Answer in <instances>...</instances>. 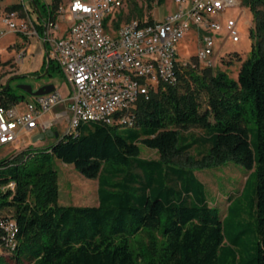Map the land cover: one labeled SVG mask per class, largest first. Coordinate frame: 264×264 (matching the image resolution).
Wrapping results in <instances>:
<instances>
[{"label":"trees","instance_id":"1","mask_svg":"<svg viewBox=\"0 0 264 264\" xmlns=\"http://www.w3.org/2000/svg\"><path fill=\"white\" fill-rule=\"evenodd\" d=\"M34 2L38 18L49 6L55 17L57 0L42 7ZM242 3L253 25L249 54L229 53L240 62L235 78L198 61L179 66L174 84L159 85L135 102L131 125L85 122L50 146L30 144L0 158V210L11 212L19 228L16 249L0 254V264H264V0ZM15 8L19 5L6 7ZM133 18L144 20L141 6L120 11L113 25ZM36 29L43 33L41 24ZM46 63L44 56L39 72ZM52 69L61 73L49 58L45 75ZM22 76L9 77L6 90L1 89L6 83L0 86V105L29 95L11 90L10 83ZM189 128L202 133H185ZM141 145L158 158L141 157ZM53 158L97 178L96 204L58 202ZM228 160L254 168L249 255L240 247L248 228L227 235L192 170Z\"/></svg>","mask_w":264,"mask_h":264},{"label":"built area","instance_id":"2","mask_svg":"<svg viewBox=\"0 0 264 264\" xmlns=\"http://www.w3.org/2000/svg\"><path fill=\"white\" fill-rule=\"evenodd\" d=\"M25 1L14 0L19 8L0 13V38L16 31L40 36L66 79L69 94L63 96L55 88L28 95L23 110L19 101L0 105V146L15 142L21 132L45 131L63 121L64 134L76 132L85 122L131 125L135 102L148 98L159 85L174 84L179 66L194 67L196 61L211 65L218 39H240L235 20L223 14L242 0H174L178 8L161 20L131 19L118 27L113 23L124 0H57L55 17L49 6L47 15L36 16L37 21L31 19L30 10L38 14L31 0L28 6ZM36 23L43 27L42 35ZM28 24L33 27L29 32ZM191 28L198 49L182 59L178 42ZM48 111H54V119L40 121ZM18 230L11 212L0 210V254L16 249Z\"/></svg>","mask_w":264,"mask_h":264},{"label":"rangeland","instance_id":"3","mask_svg":"<svg viewBox=\"0 0 264 264\" xmlns=\"http://www.w3.org/2000/svg\"><path fill=\"white\" fill-rule=\"evenodd\" d=\"M3 2L0 0V13L4 11L7 3H14V0H3ZM38 2L42 7V4H50L52 0H38ZM25 3L27 6L29 5L28 0ZM134 4L144 9V19H148L151 16L155 20L163 19L166 14L178 8L174 0H162L161 3L158 0H124L120 10L124 14H127ZM30 12L31 19L37 21L36 14L32 10ZM223 16L235 20L240 39L236 42L228 38L224 40L218 39L214 46V53L211 56V66L214 70L221 69L228 71V74L232 78H235L240 62L235 60L233 56L230 57L229 53L237 51L241 54L242 58H245L249 54L250 37L248 35V28L253 25V16L248 7L240 2L235 6L227 8ZM122 22H125V20H122ZM62 26L63 23L61 24ZM32 29L33 27L28 24L27 32ZM223 34L225 35V33ZM197 49L198 39L196 33L191 28L178 42L179 56L182 59H189L192 55L196 54ZM45 52L41 37L37 34L28 35V33L16 31L2 36L0 38V86L5 84L11 76L26 74V76L15 78L10 83L12 91L20 93L22 90L17 88V84L23 82L31 84L34 89L45 83H53L63 96H67L69 94V87L66 79L58 69H52L50 74L38 76L41 72L37 70V67L42 63ZM42 55L44 56L42 57ZM222 57L225 59L222 60ZM230 58L234 62L232 64L226 63L225 60ZM35 70H37V73H34ZM25 99L21 98L18 100L20 110H23L26 106ZM204 106L205 103H203ZM52 119H54V111H48L41 117L40 121ZM247 125L250 129L254 127L251 117H248ZM55 128L59 132L58 137L45 136L43 139L36 141L31 140L32 135L29 133L21 132L15 142L0 146V158L12 156L30 144L39 149L52 145L63 136L67 128V122L63 121L60 124H56ZM184 132L196 135L201 134L202 130L199 128H189L184 130ZM140 149L141 157L148 159L158 158V154L154 149L143 145L140 146ZM52 164L58 173V202L60 204L94 205L98 202L97 178L86 177L76 170L72 164L64 163L57 158H53ZM192 170L203 183L205 196L209 204L218 208L227 235L230 237L239 230L248 228L247 233L240 239L242 241L240 247L243 249L244 255H249L253 244L250 228L254 224L252 216V198L255 189L254 168L249 170L238 162L228 160L223 164L193 168Z\"/></svg>","mask_w":264,"mask_h":264},{"label":"water","instance_id":"4","mask_svg":"<svg viewBox=\"0 0 264 264\" xmlns=\"http://www.w3.org/2000/svg\"><path fill=\"white\" fill-rule=\"evenodd\" d=\"M31 2H32V5L34 6L36 12L39 14V10L37 8V4L34 2V0H31ZM45 57H46L47 63H46L44 72H42L38 76H43L47 72V66H48V60H49V54H48L47 51L45 52ZM8 85H9V82L7 81L6 84H5V86H3L1 89L2 90H6L7 87H8ZM17 87L19 89H21L23 92H25V93H27V94H29L31 96L45 94V93H48V92H50V91H52V90L55 89V85L53 83H45V84H42L39 87H37V88L34 89L31 86V84H29L27 82H23V83L17 84ZM45 136L58 137L59 136V132L57 130L52 129V128H47L45 131L39 132L37 134H34L32 136V139L31 140L32 141L41 140Z\"/></svg>","mask_w":264,"mask_h":264},{"label":"crops","instance_id":"5","mask_svg":"<svg viewBox=\"0 0 264 264\" xmlns=\"http://www.w3.org/2000/svg\"><path fill=\"white\" fill-rule=\"evenodd\" d=\"M2 2H3V0H2ZM4 3V2H3ZM13 2H9V4L7 3L6 5H5V8L8 6V5H10V4H12ZM43 54H44V52H42ZM44 55H42V57H43ZM40 65H41V63H40ZM40 65L37 67V70H39V68H40ZM37 70H35V72L37 71ZM40 86V85H39ZM39 86H37V87H39ZM28 96H25L24 98H27ZM52 129H54V130H56V128H52ZM39 132H42L39 128H37V129H34L32 132H30L29 134L30 135H34V134H37V133H39Z\"/></svg>","mask_w":264,"mask_h":264}]
</instances>
